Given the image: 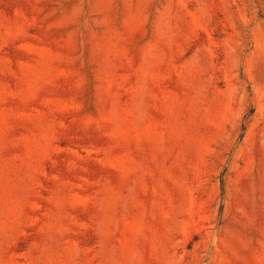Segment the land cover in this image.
<instances>
[{
  "label": "rangeland",
  "instance_id": "374dc122",
  "mask_svg": "<svg viewBox=\"0 0 264 264\" xmlns=\"http://www.w3.org/2000/svg\"><path fill=\"white\" fill-rule=\"evenodd\" d=\"M0 264H264V0H0Z\"/></svg>",
  "mask_w": 264,
  "mask_h": 264
}]
</instances>
